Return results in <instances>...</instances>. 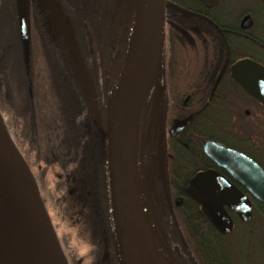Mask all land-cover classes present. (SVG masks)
I'll return each mask as SVG.
<instances>
[{
    "label": "trees",
    "instance_id": "trees-1",
    "mask_svg": "<svg viewBox=\"0 0 264 264\" xmlns=\"http://www.w3.org/2000/svg\"><path fill=\"white\" fill-rule=\"evenodd\" d=\"M43 1L38 10L33 0H27L26 29L22 34L16 1L0 0V113L6 118L5 123L15 129L26 155L32 156L38 168L53 170L56 177H62L60 182L67 191L72 188L73 199L81 210L87 207V202L81 205L82 201H90L102 190L106 197V188L109 189L106 139L95 117L97 104L93 97L97 93L93 82L98 71L113 69L114 62L123 59V47L122 55H111V50L120 44L118 41L126 47L129 41L121 37L125 34L121 32L124 20L119 22L112 13L115 0ZM165 1L183 6L185 1L195 0ZM188 10L196 11L189 6ZM52 16L58 20L57 27L65 31L57 40L48 37L43 21ZM127 18L131 23L127 34L131 36L133 10ZM177 44L179 41L176 48ZM183 48L178 47L181 51L177 52L176 63L172 61L168 69L194 70L187 71L175 87L171 85L174 88L167 94L175 100L179 93H188L196 86L201 77L196 70L199 62L194 46ZM225 82H219L214 92L218 99L214 106L217 120L193 114L185 128L192 135L186 137L188 147L176 148L174 160L169 162L166 196L171 203L174 197L184 194L186 180L201 159L197 138L202 142L212 139L229 147V78ZM190 92L193 93L186 109L195 113L199 95L194 90ZM222 99L227 103H220ZM178 110V103L169 107L175 116L187 114ZM168 122L171 125V120ZM169 209L171 213L165 210L170 220L168 236L180 248L179 257L188 264H244L248 260L242 250V233L235 234L236 239L232 238L233 232L221 234L194 200L185 197L181 206L173 202ZM95 212L102 214L97 217L100 224L105 211L99 213L100 209L95 208ZM253 219L262 221L253 223ZM234 220L241 228L262 227L264 214L249 222Z\"/></svg>",
    "mask_w": 264,
    "mask_h": 264
},
{
    "label": "water",
    "instance_id": "water-1",
    "mask_svg": "<svg viewBox=\"0 0 264 264\" xmlns=\"http://www.w3.org/2000/svg\"><path fill=\"white\" fill-rule=\"evenodd\" d=\"M15 1L21 32L25 34L27 0ZM134 3V28L128 55L119 73L118 88L106 117L108 179L112 215L123 264H162L153 250L149 236L152 251L149 252L144 247L133 219L132 192L133 187H136L133 137L134 122L139 113L133 116V102L145 69L151 62L150 87L154 80L164 47L165 6L164 0H143L140 13L137 0ZM241 82L249 92L256 94L264 102V95L259 93L264 85L259 88L248 81ZM187 123L188 118L175 121L170 134H176ZM203 151L218 167L228 174L230 172L264 204V171L257 164L215 141L204 143ZM204 182L206 193L200 190ZM185 191L201 204L203 212L221 234L229 233L232 228V221L223 208L224 205L236 210L242 221L250 218L249 202L237 193L227 178L218 173L196 175ZM0 211L9 226L8 240L22 252L30 264H68L35 178L11 138L1 113Z\"/></svg>",
    "mask_w": 264,
    "mask_h": 264
},
{
    "label": "flooded vegetation",
    "instance_id": "flooded-vegetation-1",
    "mask_svg": "<svg viewBox=\"0 0 264 264\" xmlns=\"http://www.w3.org/2000/svg\"><path fill=\"white\" fill-rule=\"evenodd\" d=\"M182 5L164 0L165 44L163 62L165 71L163 88L166 91V96L163 98L167 102V106L170 107L178 103V111L183 114L187 113L183 117L175 116L177 114L172 112L167 114L166 111L162 114V116L164 115L168 120H171V125L166 128L167 136L163 140L166 152V170H168L169 162L174 160L175 149H180L179 146L188 147L186 137H191L192 135L188 134L185 128L193 114H200L199 116L202 118L207 116L206 118L210 120H217L214 106L218 103V99L214 92L219 82L227 84L225 81L229 78V147L223 143L215 142L249 158L264 171V102L256 94L249 92L241 82L248 81L251 84L258 85L259 88L264 85V0H195L185 1ZM188 6L196 11L188 10ZM177 41L180 44H177L176 48ZM192 46H194L198 55L199 64L196 70L201 76L199 82H196V86L191 88V90L198 92L199 95L195 113L186 109V105L191 100L193 93L190 92L191 90L188 93H179L177 100L172 99L174 97L167 94L170 93V89L181 81L187 71L194 70L168 69L172 61L176 63L177 52L181 51L178 47L190 49ZM172 47L176 49L171 51ZM206 50H209L210 53L205 52ZM224 76L227 80H225ZM190 83L194 85V82ZM172 84L174 87H171ZM259 93L264 95V87L259 90ZM220 103L224 104L227 102L222 99ZM155 113V115H160L157 112ZM187 118L188 123L179 132L171 135L170 130L174 126V122ZM148 126L149 124H147ZM151 131L149 129L150 134H152ZM207 141L214 140L207 139L202 142L197 138L199 145L197 150L201 159L196 165V171L186 180V186L183 188L184 194L173 198L174 205L177 207L181 206L185 197L192 199L185 191L191 179L198 174L215 172L227 178L229 184L237 193L249 202V220L254 216H262L264 214V204L255 198L249 189L230 172L228 174L206 156L203 151V144ZM157 154L159 156V153ZM164 173L167 181L168 173ZM63 185L65 186V184ZM205 187L206 182L201 185L200 189L204 193H206ZM97 188H100L99 185H96L95 190ZM99 197L106 199L103 190L95 196V198ZM199 206L202 209L201 204ZM102 207L104 206L99 207V213L105 211L104 215L106 218L109 213L106 207L103 209ZM223 208L226 212L229 210V214L228 212L227 214L232 221L230 235L235 227L234 218L242 220L239 213L230 206L228 208L224 205ZM168 212L171 213L172 211L168 209ZM100 215L102 216V214H96L93 218L100 217ZM249 220L242 222H249ZM241 229L242 238L244 239L242 250L245 255H248L249 249L246 247L249 246V244L247 245L249 240L246 239L258 236L257 233L261 231V227L245 226ZM99 232L101 237L105 238L102 240V251H106V248L109 247L107 245L109 239L107 234H105L104 225L99 229ZM232 238L236 239L237 236L233 234ZM161 255L164 256L162 252ZM166 258L174 264L173 257L170 259L167 255Z\"/></svg>",
    "mask_w": 264,
    "mask_h": 264
},
{
    "label": "rangeland",
    "instance_id": "rangeland-1",
    "mask_svg": "<svg viewBox=\"0 0 264 264\" xmlns=\"http://www.w3.org/2000/svg\"><path fill=\"white\" fill-rule=\"evenodd\" d=\"M43 2V0H33L35 8L38 10L42 9ZM115 6L117 9L115 8L112 13L115 17L119 18V22L120 20L122 22L124 20L121 32L124 33L125 31V34L121 35V37H127L126 40L130 44L132 33L129 36V33L127 34V28H131V23L127 15L128 12L130 14L131 10H133V15L135 14L134 0H115ZM43 21L49 32L48 37L50 39L57 40V36L65 32L63 27H57L58 20L56 17L44 18ZM92 26L96 27V22H93ZM118 42L120 44L118 43L117 48L111 50V55L114 58L122 55L121 48L123 47V50H125L123 59L117 62L115 61V67L113 69H101L98 71L96 80L93 82L97 93V96L94 95L93 97L94 104H97L95 117L100 123L99 125L104 132L105 139L108 108L118 88L119 73L124 66L129 50L128 44L126 47V44L123 46V42L121 43L120 40ZM163 58L164 51H162L152 85L146 94L145 100L134 122L133 149L135 182L141 214L155 254L160 258L162 264H172L166 258L167 255L170 259L172 257L174 258V264H188L179 257L180 248L168 236V231L171 230L170 220L165 210L168 213V209L173 202H169L166 196L167 181L164 173L166 172V152L163 140L167 136L166 128L170 125L167 117L162 116V114H164V111L169 114L170 111L167 102L163 98L166 96L163 88L165 71ZM155 112L160 115H155ZM152 117L153 119L151 120ZM104 118L105 122H103ZM5 120L6 118L3 117L4 123ZM147 124H149L148 127ZM5 125L15 144H18V149L25 156V160L35 178L40 197L45 205L68 264H123V258H121L117 246L118 238L115 233V223L111 218L113 215L109 179V189L106 188V199L99 197L92 198L90 201H82L81 205L87 202V207L79 210L77 208L79 206H77L76 201L73 199L72 188H69L67 191L63 182H60L62 177H56L53 170L44 171L38 168L39 166L32 156L26 155L25 148L20 143L15 129L6 123ZM149 129L152 130V134L149 133ZM157 153H159V156ZM100 206H104L102 209L106 207L107 211L110 210V213L107 214L106 218L102 217L99 227L96 224L97 218H93V216L97 214L95 208L99 210ZM256 220L258 219H253L252 222L262 221L261 219ZM103 225L105 227V234H107V238L109 239V243L107 242L109 247L106 248V251H102V240L105 238L101 237L99 232V229ZM260 230L257 233L258 236L246 239L249 240L247 243L249 246L246 247L249 249V253L246 255L248 260L244 264H264V225ZM241 231V226L235 225L233 234L237 235ZM161 252L165 257L161 255Z\"/></svg>",
    "mask_w": 264,
    "mask_h": 264
},
{
    "label": "bare ground",
    "instance_id": "bare-ground-1",
    "mask_svg": "<svg viewBox=\"0 0 264 264\" xmlns=\"http://www.w3.org/2000/svg\"><path fill=\"white\" fill-rule=\"evenodd\" d=\"M138 10L142 13L143 0H137ZM152 76V62L147 65L140 85L137 89L135 100L133 102V116H135L142 105V102L149 90ZM133 219L136 224L141 242L147 251L151 252V245L149 243L147 230L143 222L141 209L138 200L137 188L133 187ZM9 239V226L8 223L0 211V264H30L22 252L14 246Z\"/></svg>",
    "mask_w": 264,
    "mask_h": 264
}]
</instances>
